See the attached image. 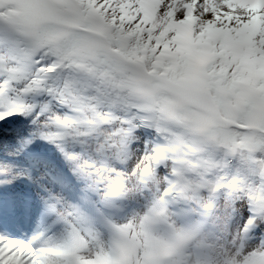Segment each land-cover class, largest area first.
Listing matches in <instances>:
<instances>
[{
	"label": "snow or ice",
	"instance_id": "1",
	"mask_svg": "<svg viewBox=\"0 0 264 264\" xmlns=\"http://www.w3.org/2000/svg\"><path fill=\"white\" fill-rule=\"evenodd\" d=\"M0 264H264V0H0Z\"/></svg>",
	"mask_w": 264,
	"mask_h": 264
}]
</instances>
